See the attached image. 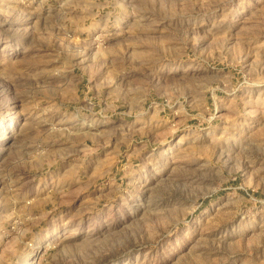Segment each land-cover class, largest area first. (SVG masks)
Here are the masks:
<instances>
[{
  "label": "rangeland",
  "instance_id": "374dc122",
  "mask_svg": "<svg viewBox=\"0 0 264 264\" xmlns=\"http://www.w3.org/2000/svg\"><path fill=\"white\" fill-rule=\"evenodd\" d=\"M0 264H264V0H0Z\"/></svg>",
  "mask_w": 264,
  "mask_h": 264
},
{
  "label": "bare ground",
  "instance_id": "6f19581e",
  "mask_svg": "<svg viewBox=\"0 0 264 264\" xmlns=\"http://www.w3.org/2000/svg\"><path fill=\"white\" fill-rule=\"evenodd\" d=\"M34 254H35V253H34ZM34 254H33V255H34ZM30 263H34V262H30Z\"/></svg>",
  "mask_w": 264,
  "mask_h": 264
}]
</instances>
